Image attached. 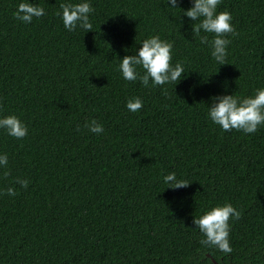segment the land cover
<instances>
[{
    "label": "trees",
    "instance_id": "trees-1",
    "mask_svg": "<svg viewBox=\"0 0 264 264\" xmlns=\"http://www.w3.org/2000/svg\"><path fill=\"white\" fill-rule=\"evenodd\" d=\"M20 2L0 0V115L28 127L20 140L0 129V190L16 192L0 196V264H264V127L224 132L201 103L264 87V0L217 6L238 33L225 65L164 0H90L87 33L63 28L57 13L68 0H29L46 12L30 24L13 18ZM157 34L185 65L174 90L117 71V59ZM133 96L144 101L136 113L125 108ZM91 119L103 133L88 132ZM168 171L190 184L166 189ZM224 202L240 213L227 255L203 247L192 223Z\"/></svg>",
    "mask_w": 264,
    "mask_h": 264
},
{
    "label": "clouds",
    "instance_id": "clouds-1",
    "mask_svg": "<svg viewBox=\"0 0 264 264\" xmlns=\"http://www.w3.org/2000/svg\"><path fill=\"white\" fill-rule=\"evenodd\" d=\"M221 0H190L191 7L183 10L179 7L181 0H164L166 8L181 11V16L188 18L191 23L192 40L199 38L200 45H206L212 60L218 65L227 64L230 37L238 33L232 24V15L229 11H218ZM94 12L90 0H79L77 3L68 2L60 5L57 15L67 32L77 29L85 33L91 31L90 15ZM13 18L23 24L32 23L34 18L46 15L45 9L39 4L21 0L16 5ZM203 33V35L201 34ZM139 47L131 55L117 59V71L124 81L139 82L144 88L172 85L173 90L185 78V65L181 61L173 62L174 42L162 39L158 34L150 35L140 41ZM192 89H189L191 93ZM144 101L139 96H133L125 101V108L131 113L138 112ZM206 106V116L212 124L222 131L237 130L244 134L255 133L259 127H264V87H259L251 95L240 97L234 94H220L209 97ZM200 104V103H199ZM88 132L99 135L104 128L96 119L84 124ZM0 129L7 136L17 140L28 135L27 125L16 115H0ZM8 165L7 153L0 152V168ZM7 175V172H5ZM16 183L26 188L29 181L17 178ZM161 183L166 189H179L189 185L187 179L177 177L175 171H168L161 176ZM7 194L15 196L12 187L0 190V196ZM239 211L230 203L209 205L202 213L194 216L192 223L195 230L201 234L200 244L205 248H215L227 255L232 252L230 246L229 220L239 219Z\"/></svg>",
    "mask_w": 264,
    "mask_h": 264
},
{
    "label": "water",
    "instance_id": "water-1",
    "mask_svg": "<svg viewBox=\"0 0 264 264\" xmlns=\"http://www.w3.org/2000/svg\"><path fill=\"white\" fill-rule=\"evenodd\" d=\"M210 257V256H209Z\"/></svg>",
    "mask_w": 264,
    "mask_h": 264
}]
</instances>
